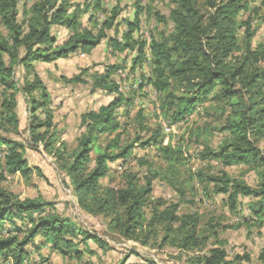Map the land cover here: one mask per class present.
I'll list each match as a JSON object with an SVG mask.
<instances>
[{"label":"trees","instance_id":"trees-1","mask_svg":"<svg viewBox=\"0 0 264 264\" xmlns=\"http://www.w3.org/2000/svg\"><path fill=\"white\" fill-rule=\"evenodd\" d=\"M19 3L20 0H0V22L7 30L6 33L0 30V83L5 90L0 99V129L7 131L10 126L18 129L16 92L24 91L30 106V147L36 149L42 144L54 158L57 168L69 178L77 203L83 210L91 215L104 216L111 232L144 245L170 243L185 250L205 245L216 233L211 229H201L197 215H179L177 204L163 208V205L152 201L153 178L161 175L170 181L169 175L163 176L160 170H155L153 176H145L143 180L136 172L124 171V186H104L101 183L100 180L111 172L110 163L125 159L134 146L133 142H136H124L120 133L107 144L99 142L102 136H110L119 128L114 116L118 99L98 110L84 113V129L77 137L76 145L70 147L57 131L48 103V91L40 77H26L21 88L13 78L15 66H23L32 74L34 61L49 62L67 58L77 51L89 52L107 36L106 31L113 28L117 15L105 20L95 32L83 26L81 17L84 9L80 3L33 0L30 7L25 6V20L21 23L18 20ZM173 3V31L154 38L149 45L150 82L159 91L168 92V99L162 106L171 123L198 112V106L208 101L215 109H221L218 113L223 110L230 112L226 122L218 127L225 134L222 144L218 148L206 145L199 154L204 160H218L224 167L246 165L256 170L259 178L257 187L232 177L225 170L209 180L215 182L216 193L227 195L232 209L237 208L239 196L252 197L246 205L250 220L263 225L264 44L254 47L251 20L242 22L246 29L244 39H241L237 14L246 6L243 0H173ZM96 6L100 7V0ZM55 25L71 31L62 44L57 43L51 32ZM137 26L138 19L128 24L124 44L116 38H110V42L119 46V50L134 47L135 43L130 38ZM145 47L146 42L139 46L142 63L146 60ZM109 77V73L96 77L95 85L111 90ZM73 79L79 80L80 76ZM39 111L45 114L44 118L38 114ZM142 126L143 129L148 128ZM152 133L143 144L155 143L160 155L169 161L166 172L173 174L179 166L177 162H181V150L172 144H162L161 129ZM24 145L22 141L0 133L5 172L30 176L33 168L22 153ZM170 182L184 194V186L178 179ZM49 206L53 205L36 198L23 200L0 189V264H25L29 261L30 253L26 246L38 235L50 243L52 250L63 254L75 250L80 256L74 240L77 228L67 218L46 215L45 210ZM18 220L23 225H18ZM83 235L85 241L92 239L103 243L90 231L85 230ZM191 258L195 264H236L242 257L236 255L229 259L225 241L220 240L219 245L207 253ZM260 258L264 260V248ZM148 264L155 263L149 261Z\"/></svg>","mask_w":264,"mask_h":264},{"label":"rangeland","instance_id":"rangeland-1","mask_svg":"<svg viewBox=\"0 0 264 264\" xmlns=\"http://www.w3.org/2000/svg\"><path fill=\"white\" fill-rule=\"evenodd\" d=\"M32 1L20 0L19 22L23 23L25 20V6L30 7ZM70 1L80 3L83 7L81 18L84 27L97 32L105 20L117 15L113 28L107 30V36L89 52L77 51L67 58L49 62L34 61L32 74L23 66H15L13 78L19 83V88L26 77H40L48 91V103L57 131L70 147L76 145V139L84 129L83 114L98 110L118 99L114 116L119 128L110 136H102L99 142L101 145L107 144L118 133L124 142H136H133L134 146L125 159L110 163L111 172L100 180L101 183L104 186L122 187L126 181L124 171L136 172L144 180L145 176H153V171L160 170L163 176L171 177L170 181L178 179L184 186V194L178 192L169 179L160 175L153 178L152 201L163 205V208L177 204L179 215H197L199 227L211 229L216 234L205 245L185 250L170 243L162 246L144 245L111 232L107 226V218L91 215L78 205L69 178L57 168L54 158L43 145H37L36 149L30 147V106L24 91L17 90L15 110L19 127L17 130L12 126L7 131L0 129V133L25 144L22 153L33 171L29 177L5 172L4 152L0 150V189L23 200L36 198L51 203L53 206L47 207L45 214H56L73 223L78 230L74 240L80 251V256H77L75 250L68 254L52 250L50 243L38 235L26 246L30 259L25 264H148L149 261H154L155 264H195L191 257L207 253L212 247L218 246L220 240L225 241L229 259L236 255L242 257L236 264H264V260L260 258L264 248V215L261 218L263 225L252 222L246 206L253 198L239 196L237 208L232 209L227 195L216 193L215 182L209 180L225 170L232 177L243 179L248 185L257 187L259 178L256 170L249 169L246 165L224 167L218 160H204L199 154L206 145L218 148L222 144L225 134L218 127L226 122L230 112L223 110L218 113L221 109H215L208 101L198 106V112L171 123L162 106L163 101L168 99V92L159 91L150 82L152 72L148 61L149 45L154 38L173 31V0H100V7L96 6L97 0ZM243 2L246 6L237 14L241 24L239 34L243 40L246 25L242 22L251 20L253 45L257 47L264 44V0ZM137 19L138 26L130 38L135 43L134 47L119 50V46L112 44L110 38H116L124 44L128 24ZM0 30L5 33L7 31L1 22ZM51 32L59 44L71 35L69 29L59 25L53 26ZM142 42H146V60L143 63L139 60V46ZM5 58L9 63L8 57ZM83 69L87 70L82 72ZM105 73L110 74L111 90L95 85L96 77ZM78 75L79 80H72ZM4 91L0 83V99ZM38 114L45 117L40 111ZM142 125L148 128L143 129ZM157 129H161L163 145L172 144L182 152L179 156L181 162H177L179 166L173 170V174L166 172L165 168L170 164L160 155L158 146L155 143L143 144ZM17 223L23 225L20 220ZM85 230L99 236L103 243L92 239L85 241Z\"/></svg>","mask_w":264,"mask_h":264}]
</instances>
